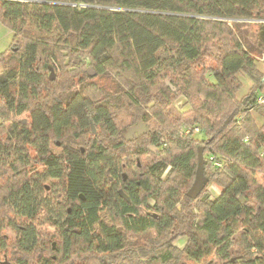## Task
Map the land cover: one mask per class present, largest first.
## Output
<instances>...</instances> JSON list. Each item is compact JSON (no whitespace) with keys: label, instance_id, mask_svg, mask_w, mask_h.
<instances>
[{"label":"trees","instance_id":"1","mask_svg":"<svg viewBox=\"0 0 264 264\" xmlns=\"http://www.w3.org/2000/svg\"><path fill=\"white\" fill-rule=\"evenodd\" d=\"M0 22L13 33L0 53V264H264V0H0ZM66 60L84 83L44 93ZM92 126L103 133L88 141ZM148 145L159 154L142 169ZM42 213L61 239L51 257Z\"/></svg>","mask_w":264,"mask_h":264},{"label":"rangeland","instance_id":"2","mask_svg":"<svg viewBox=\"0 0 264 264\" xmlns=\"http://www.w3.org/2000/svg\"><path fill=\"white\" fill-rule=\"evenodd\" d=\"M12 38H13V33L11 30H9L4 24H2L0 22V53H4L10 50L11 48V44H12ZM214 54L217 55L216 50H213ZM259 62H258V66L259 69L264 73V56H258ZM77 62V63H76ZM75 64H78V60L74 62ZM84 71L87 70L88 72H94L92 70V68L90 67H83ZM1 66H0V72H1ZM75 67L73 66V63H68V60H66V65L63 66V68H57L51 72L47 73L48 79L45 82V87H44V93H53L56 96H59V98L61 99H66L69 94L72 92V88H80L82 83L81 82V76L83 77V71L79 72L78 71H74ZM90 74V73H89ZM96 75V74H95ZM51 77H53V80L51 79ZM241 81L243 83V87L239 93V99H243L245 97H247L252 89V81L247 78L244 77L243 75H240ZM100 83V81H99ZM103 83V82H102ZM101 83V84H102ZM170 83L169 81H166V84ZM106 84L108 86L112 85V81H106ZM104 85V83L102 84ZM258 95L260 97L264 98V87L262 90L259 91ZM179 103L183 102V99H179L178 101ZM254 116L257 118V123L259 125H262L264 122V119L259 117L256 113H254ZM23 117H27V115L23 116ZM120 121H121V125L120 128L121 130H124L128 124V122L126 121L125 117L123 116L122 118L120 117ZM129 130L125 131V135L127 134ZM102 130L100 127H96V126H92V133H87L85 135V139L89 141V139H93L94 137L98 136L99 134H102ZM146 133V131L144 132ZM143 133V134H144ZM198 138H202V136L200 134H198ZM136 139V137L132 138L131 140ZM85 140V141H86ZM80 148V147H79ZM133 150L134 146H128V149ZM147 148L150 150L148 154L143 155L142 157L139 158H135L134 160L137 161L139 160L141 168L144 169L145 166L150 165L153 163V161H155L157 159V156L159 154L158 150L153 147L152 145H148ZM82 151L85 152L84 148L81 147ZM52 150L54 153H61L62 149L53 146ZM33 156H36L35 153H32ZM37 158V157H36ZM37 160V159H36ZM32 168L36 170L41 171L43 169L42 164L39 161H36L35 163H33ZM7 177L8 175H2L0 177V197H2L3 194V188L6 185V181H7ZM44 185H47L49 187V190L47 191L48 194L50 193H58L61 190V183L60 181H55V180H48L47 182L44 183ZM215 193L219 190L215 189L214 187H210ZM55 194V195H56ZM56 210V214L57 215H63V211L59 210V209H55ZM2 210H0L1 212ZM105 215V214H103ZM46 213H42L39 216V221H38V228L40 230L41 233V241H42V245L45 247V252L42 253L44 254V257H51L53 253H51V251H49V247H51L52 245L56 248L59 247V241L60 239V235L59 233L56 231V229L54 227H52V225L48 222V220L46 219ZM54 216V215H53ZM48 217V216H47ZM52 218V217H51ZM59 218V217H58ZM57 219V217L55 218ZM6 234L9 235L11 240H15V236L14 233L7 229ZM181 240V239H180ZM182 241L177 242L176 245L178 246H182L183 244H181ZM34 261L37 260V255L33 258ZM78 262L80 263H85L86 261H82L80 259H77ZM87 263H91L90 258L87 260ZM188 264H190L188 262Z\"/></svg>","mask_w":264,"mask_h":264},{"label":"water","instance_id":"3","mask_svg":"<svg viewBox=\"0 0 264 264\" xmlns=\"http://www.w3.org/2000/svg\"><path fill=\"white\" fill-rule=\"evenodd\" d=\"M89 73L91 76H93V77L95 76L94 72L89 71ZM51 79L53 80V77H51ZM167 85L175 91V88L170 83H167ZM146 130L147 129H146L145 125L142 122H140L137 126L129 129V131L125 135V139L127 141H131V139L134 138L136 136V134L141 135ZM205 181L206 180H205V176H204L203 162H201L199 169L197 171L196 180L188 192V197L193 199V200L198 199V197L200 196L201 192L204 189Z\"/></svg>","mask_w":264,"mask_h":264},{"label":"built area","instance_id":"4","mask_svg":"<svg viewBox=\"0 0 264 264\" xmlns=\"http://www.w3.org/2000/svg\"><path fill=\"white\" fill-rule=\"evenodd\" d=\"M251 22H254V21H251ZM257 22H262V21H257ZM258 103H259V104L264 103V98H263V97H259V99H258Z\"/></svg>","mask_w":264,"mask_h":264},{"label":"flooded vegetation","instance_id":"5","mask_svg":"<svg viewBox=\"0 0 264 264\" xmlns=\"http://www.w3.org/2000/svg\"><path fill=\"white\" fill-rule=\"evenodd\" d=\"M136 126H137V125H136ZM134 127H135V126H134ZM146 131H147V130H146ZM142 134H143V133H142ZM142 134H141V135H142ZM137 136H140V135H139V134H136L135 137H137ZM125 179H126V177H125ZM122 196H123V197H126V196H124L123 194H122Z\"/></svg>","mask_w":264,"mask_h":264},{"label":"crops","instance_id":"6","mask_svg":"<svg viewBox=\"0 0 264 264\" xmlns=\"http://www.w3.org/2000/svg\"><path fill=\"white\" fill-rule=\"evenodd\" d=\"M216 193H218V191H217ZM218 194H219V193H218Z\"/></svg>","mask_w":264,"mask_h":264}]
</instances>
